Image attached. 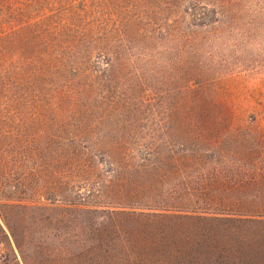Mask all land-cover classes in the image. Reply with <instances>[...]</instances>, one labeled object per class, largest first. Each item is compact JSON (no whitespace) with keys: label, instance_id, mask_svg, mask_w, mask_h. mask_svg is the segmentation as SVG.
I'll return each mask as SVG.
<instances>
[{"label":"rangeland","instance_id":"obj_1","mask_svg":"<svg viewBox=\"0 0 264 264\" xmlns=\"http://www.w3.org/2000/svg\"><path fill=\"white\" fill-rule=\"evenodd\" d=\"M40 194L48 264H264V0H0V197Z\"/></svg>","mask_w":264,"mask_h":264},{"label":"trees","instance_id":"obj_2","mask_svg":"<svg viewBox=\"0 0 264 264\" xmlns=\"http://www.w3.org/2000/svg\"><path fill=\"white\" fill-rule=\"evenodd\" d=\"M40 196H42L46 202H38L36 200H30L31 202H28V200H25L22 197H10L9 195L0 197V243L2 237L8 232L18 251L21 264H48L49 262L43 232L50 227L51 214L48 213V209H51L57 204L55 203L56 198L54 199V197L50 195L40 194ZM65 205H67L68 210L79 207V204L72 200H68ZM33 211H36L37 217L35 218L32 215L31 217H34L35 220L38 221L35 225V231L40 237V240L36 242H33V240L31 241L27 236L25 237V231L21 228H17L18 222H21L25 218H29ZM236 214H240L241 216H237L240 218H244V216H246L245 214H249L250 217L246 220H260L261 217H264V209L254 211L253 213L239 211L236 212ZM105 234L106 233H103V235ZM103 235L100 234L101 237ZM97 238L100 237L98 236ZM100 241H102V243H98ZM33 245L35 247V255L29 251V247ZM106 245L107 243H105L103 239L99 241L97 240L92 249L89 250H93L92 254L90 253L89 256L78 260V262L80 264H120L115 263L110 257V251ZM62 258L63 257H55L52 259V263L60 264Z\"/></svg>","mask_w":264,"mask_h":264}]
</instances>
